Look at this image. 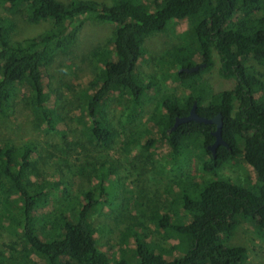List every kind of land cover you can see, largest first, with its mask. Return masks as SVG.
<instances>
[{
	"label": "trees",
	"instance_id": "obj_1",
	"mask_svg": "<svg viewBox=\"0 0 264 264\" xmlns=\"http://www.w3.org/2000/svg\"><path fill=\"white\" fill-rule=\"evenodd\" d=\"M110 1L104 5L94 0H0V7L30 25L50 24L42 33L16 41L11 39L12 23L0 16V115L23 92L30 109L51 123L49 99L53 95L56 101L59 94L46 87V70L57 55L72 53L82 21L79 17L87 16L113 26L110 48L89 53L103 75L99 71L81 92L90 141L94 147H108L114 131L106 101L114 95L134 112L141 97L155 85L138 68L146 55L145 39L166 31L174 21H188L174 60L186 69L199 58L208 69L215 54L220 75L233 79L234 85L208 94L199 79L201 69L174 73L179 83L192 79L194 84L184 96L159 99L150 118L158 137H149L145 144H166L169 160L177 165L197 144L208 156L201 169L210 175L191 182L194 195L180 197L186 214L183 224H173V216L166 211L152 216H160L158 227L170 231L176 244L162 248L128 225L135 262L123 257L112 260L98 247L96 228L90 221L96 207L108 198L105 176L93 190L74 198L76 203L63 205L58 198L67 197L68 192L55 187L52 192L36 181L35 163L40 157L35 159L32 145L2 143L0 229H8L16 239L1 244L0 264H245L246 249L230 244L236 227L252 222L259 234L264 233V76L248 65L252 60L264 68V0ZM193 104L201 117L221 115V136L227 146L216 147L214 155L208 150L215 140L214 125L189 121L170 131L175 119L187 116ZM58 132L64 135L61 129ZM236 155L254 172L253 181L246 177L243 183H235L218 174ZM94 166L92 176L97 178L96 172L107 162ZM46 207H50L48 219L38 221Z\"/></svg>",
	"mask_w": 264,
	"mask_h": 264
},
{
	"label": "rangeland",
	"instance_id": "obj_2",
	"mask_svg": "<svg viewBox=\"0 0 264 264\" xmlns=\"http://www.w3.org/2000/svg\"><path fill=\"white\" fill-rule=\"evenodd\" d=\"M94 1L104 5L112 2ZM254 15V18L259 17V14ZM0 16L12 23L11 39L16 41L34 37L50 27L48 22L30 25L20 15H12L4 7H0ZM79 20L82 21L72 53L68 57L57 55L46 70V87L59 94L56 101L53 95L49 99L51 123L48 125L42 121L41 116L26 104L23 92L18 93L11 109L0 115V144L32 145L35 159L40 157L35 163V171L38 172L36 181L45 183L52 192L54 187L57 191L68 192L67 197L61 195L58 198L63 205L67 201L76 203L74 198L81 192L93 190L105 176L103 186L108 198L102 200L90 216L96 228V242L112 260L123 257L134 263V246L130 233L126 231L127 226L131 225L133 231L151 238L162 248L176 244L170 231L165 232L158 227L160 216H152L166 211L173 216V224H183L186 214L179 203L180 197L187 193L194 195L191 182H200V179L210 175L201 169L208 156L197 144L190 147L188 158L178 165L169 160L166 144H145L149 137H158L150 118L159 99L170 94L184 96L194 84L192 79H185L182 83L174 79V73L182 69L174 57L183 42L181 34L189 28L188 21H174L166 31L145 39L146 55L139 61L138 68L140 74L147 80L151 79L155 85L148 95L141 97V103L134 112L130 111V105L125 108V103L114 95L110 96L106 106L114 131L113 142L108 147L97 148L92 145L87 133L89 122L82 111L81 92L100 71L89 53L93 49L110 48L113 26L87 16L79 17ZM195 61L196 65L201 64L199 58ZM211 62L208 69H201L199 76L200 82L206 86L205 90L208 94H219L230 89L234 80L220 75L215 54ZM248 65L264 76V68L255 61L250 60ZM59 129L64 131V135L58 132ZM124 144H127V151ZM104 161L107 166L96 172L97 178L93 177L92 169L97 167L94 165ZM218 174L235 183H243L246 177L254 180V172L241 161L239 155L225 164ZM211 175L210 180L214 177ZM49 209L44 208L38 221L48 219ZM245 224L236 227L230 244L246 249L245 264H264V233L259 234L252 222ZM15 239L16 236L8 229H0V247L2 243Z\"/></svg>",
	"mask_w": 264,
	"mask_h": 264
},
{
	"label": "water",
	"instance_id": "obj_3",
	"mask_svg": "<svg viewBox=\"0 0 264 264\" xmlns=\"http://www.w3.org/2000/svg\"><path fill=\"white\" fill-rule=\"evenodd\" d=\"M203 67H205V64H198V65L192 66L190 68L181 69L179 72H181V71H185L188 73L189 72H196V71L202 69ZM189 121H194L196 123L212 124L215 126V130L212 132V135L214 136L215 140H214L213 144H211L208 147V150L213 155H214L216 147H218L220 145L221 146H227V144L225 143V141H223L222 136H221L222 122H221V115L220 114H217L210 119L201 117L198 115V113L196 111V104H193V106H192V108H191V110L187 116L175 119V122H174L170 131L174 130L180 124H183V123H186Z\"/></svg>",
	"mask_w": 264,
	"mask_h": 264
}]
</instances>
